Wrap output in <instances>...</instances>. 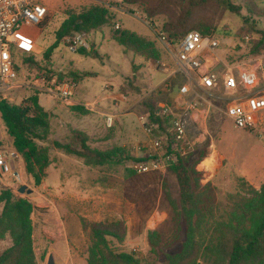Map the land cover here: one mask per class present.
Here are the masks:
<instances>
[{
	"label": "rangeland",
	"instance_id": "obj_1",
	"mask_svg": "<svg viewBox=\"0 0 264 264\" xmlns=\"http://www.w3.org/2000/svg\"><path fill=\"white\" fill-rule=\"evenodd\" d=\"M108 1L123 9H111L117 21L83 35L85 46L82 48L95 51L99 56L97 59L70 52L63 39L49 60L43 57L44 51L54 43L55 32L63 21L69 15L95 5L89 0H43L48 13L44 22L29 32L28 39L33 40L31 53L22 55L17 52L13 57L17 68L14 83L18 87L9 93L8 99L11 100L8 102L29 107L28 98L36 96L40 106L49 114L51 130L48 141L41 144L48 148L50 164L40 186L35 187L25 174L21 156L18 177L0 178V192L10 190L15 198L26 199L33 207L30 219L35 264H46L49 256L54 264H86L91 238L84 225L112 221H122L126 228L124 241L111 243L115 251L131 253L142 260V264L162 263L161 254L157 258L149 254L146 232L156 229L167 238L171 226V207L167 198L176 201L179 198L176 178L168 171L137 174L128 165L144 155L142 148L138 150V147L148 141L149 136L139 120L147 115L145 99L161 86L159 84L166 82L168 93L162 99L171 103L174 98L180 105L177 92L186 78L181 72L172 75L157 67L158 62L174 67L173 60L164 51H161L160 60L144 62L131 52L125 53L115 42V32L127 30L154 42L160 50L161 45L150 24L160 27L165 16L149 19L139 5H125L122 0ZM155 1L141 0L145 4H154ZM227 1L239 8V14L211 7L196 15L198 20L216 29L211 35L218 39L219 46L206 66L220 75L226 69L252 63L264 55V48L258 55L250 53L252 43L264 38V16L260 14L264 12V0ZM172 12L168 11L166 15ZM29 57L33 58L31 63ZM73 71L90 75L77 83L69 74ZM52 80L56 84L73 82L74 99L78 104L92 103L101 111L114 112L113 127L106 128L99 114L82 115L73 111L72 106L50 102L42 96L36 88ZM134 87L140 89L138 94L133 91ZM122 89L125 93L121 92ZM203 96L208 104L202 103L200 109L208 108L209 113L205 120L206 133L199 144H212L214 150L208 146L206 158L211 152H216V156L211 170L201 169V161L196 171L201 175L200 183L210 182L216 188V200L225 203L227 196L236 191L238 176L255 189L264 182V117L251 132L238 129L220 112L237 95H226L219 86ZM197 120L195 126L199 128L202 119L197 117ZM0 127L3 146L12 148L11 139L1 124ZM163 128L153 130L150 137L165 134L170 125ZM72 130L85 132L92 147L106 150L118 146L131 159L113 171L86 167L82 160L67 156L52 145L53 142L66 143ZM124 170L134 174L125 177ZM22 186L25 190L19 193ZM10 245V238L5 236L0 241V253ZM163 248L174 252L178 245Z\"/></svg>",
	"mask_w": 264,
	"mask_h": 264
},
{
	"label": "trees",
	"instance_id": "obj_2",
	"mask_svg": "<svg viewBox=\"0 0 264 264\" xmlns=\"http://www.w3.org/2000/svg\"><path fill=\"white\" fill-rule=\"evenodd\" d=\"M125 5H139L143 14L149 19L158 15L166 17L160 27L150 24L162 33L171 45H177L189 32L195 31L203 36L211 35L216 30L212 25L196 18L200 12L211 7L239 14V8L227 0H156L154 4H145L141 0H122ZM168 11H174L167 14ZM264 16V12H260ZM117 21L111 9L93 5L78 14H71L55 32V41L43 53L49 60L52 53L59 48L60 41L74 33L87 34L96 31L109 23ZM115 42L125 53L131 52L144 62L160 60V50L154 42L127 30L116 31ZM264 48V38L252 43L250 53L258 55ZM13 57L30 54L13 48ZM164 53V52H163ZM76 54L82 57L97 59L93 50L80 47ZM31 63L32 57L28 58ZM14 63V62H13ZM15 72L17 70L14 64ZM78 83L88 77L87 72H70ZM133 80V78H132ZM131 80V83H132ZM137 94L140 89L134 87ZM125 93L124 89L121 90ZM146 98L144 105L149 120L158 122L159 129L169 126L168 119L156 117L159 104L170 105L162 96L167 91L158 88ZM29 107L0 102V124L5 134L11 139L12 148L21 156L25 174L35 187L40 186L45 171L50 164L49 151L42 143L48 141L51 130L48 112L40 106L36 96L28 98ZM71 109L82 115L88 112L81 106ZM113 127V126H112ZM55 149L67 156L82 160L86 167L101 168L113 171L122 163L131 159L122 148L112 146L106 150L92 147L89 136L79 130H72L66 143L53 142ZM208 142L196 145L192 153L179 157L176 163L168 168L177 181L178 200L168 196L171 207V226L168 229L169 240L163 232L156 229L147 230L146 242L148 252L153 258L162 255L161 264H264V182L255 189L246 180L236 178V191L227 196L225 203L216 200V188L210 182L200 183V173L196 166L207 159ZM127 175L134 173L124 170ZM124 172V173H125ZM209 176V175H208ZM165 193L168 195L166 186ZM0 241L5 236L10 238L11 245L0 253V264H35L33 251L32 223L30 216L33 207L23 198H15L10 190L0 192ZM89 229L90 245L87 249L86 264H142L131 253L117 252L112 242L121 244L124 241L126 228L122 221L92 222L84 225ZM178 245L174 252L165 251L163 247Z\"/></svg>",
	"mask_w": 264,
	"mask_h": 264
},
{
	"label": "built area",
	"instance_id": "obj_3",
	"mask_svg": "<svg viewBox=\"0 0 264 264\" xmlns=\"http://www.w3.org/2000/svg\"><path fill=\"white\" fill-rule=\"evenodd\" d=\"M89 1L108 9L123 10L108 0ZM47 13L43 0H0V102L10 101L9 93L18 87L14 83L13 48L30 52L33 40L28 39L29 32L44 22ZM152 30L161 49L174 62V67L164 62H158L157 67L172 75L183 73L186 82L178 88L177 96L181 98L178 108H173L175 101L170 105L160 103L159 110L154 114L156 117L168 119L170 128L165 134L150 137L153 130L159 128L158 122L150 121L148 114L139 118L141 128L149 137L147 142L138 147V150L142 148L144 155L128 165L137 174L164 173L179 157L193 152L195 146L201 143L200 138H204L206 133L205 120L209 110L204 107L200 109L202 103L208 104L203 94L219 86L226 95H237L220 111L236 128L251 132L264 117V55L252 60V63L226 69L220 75L206 66L208 58H213L214 51L219 46L216 37L203 36L192 31L173 46L162 33L154 28ZM63 40L72 53L85 46L82 34L74 33ZM166 86L165 82L159 88L167 91ZM36 89L50 102L71 105L75 84H56L52 80L42 83ZM81 106L90 113L99 114L106 128L113 126L116 117L114 112L101 111L92 103ZM197 117L202 119L199 128L195 126ZM2 143L0 132V178L16 179L17 169H20V155L14 148L5 149ZM209 147L214 150L212 144Z\"/></svg>",
	"mask_w": 264,
	"mask_h": 264
},
{
	"label": "bare ground",
	"instance_id": "obj_4",
	"mask_svg": "<svg viewBox=\"0 0 264 264\" xmlns=\"http://www.w3.org/2000/svg\"><path fill=\"white\" fill-rule=\"evenodd\" d=\"M215 156H216V152H211L209 157L201 162V164H200L201 169L208 171L210 169V167L212 166V163L215 162L214 161Z\"/></svg>",
	"mask_w": 264,
	"mask_h": 264
},
{
	"label": "crops",
	"instance_id": "obj_5",
	"mask_svg": "<svg viewBox=\"0 0 264 264\" xmlns=\"http://www.w3.org/2000/svg\"><path fill=\"white\" fill-rule=\"evenodd\" d=\"M209 60H211V57H209L208 58V61ZM158 73V72H157ZM160 74V73H159ZM172 76V75H171ZM185 76V75H184ZM164 83V82H163ZM167 84V83H166ZM159 85H161V84H159ZM182 85V84H181ZM180 85V86H181ZM159 87V86H158ZM170 90V89H169ZM168 93V92H167ZM169 98H173L172 96H168ZM173 101H175V99L173 98ZM77 105H79V106H81L82 104H78V102H76V100L74 99V95H73V97H72V103H71V105H69V106H77ZM177 105V104H176ZM176 105H173V108H178V105L176 106ZM211 168H212V166L210 167V169L209 170H211Z\"/></svg>",
	"mask_w": 264,
	"mask_h": 264
},
{
	"label": "water",
	"instance_id": "obj_6",
	"mask_svg": "<svg viewBox=\"0 0 264 264\" xmlns=\"http://www.w3.org/2000/svg\"><path fill=\"white\" fill-rule=\"evenodd\" d=\"M24 190H25V186H22V187L19 188L18 192H19V193H23ZM46 264H54V263H53V259H52L51 256L48 257V260H47V263H46Z\"/></svg>",
	"mask_w": 264,
	"mask_h": 264
}]
</instances>
